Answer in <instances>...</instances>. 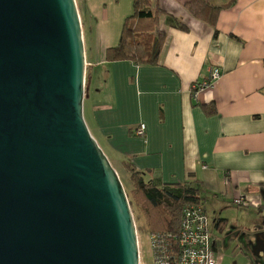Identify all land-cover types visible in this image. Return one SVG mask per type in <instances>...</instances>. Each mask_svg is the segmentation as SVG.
<instances>
[{"label":"crops","instance_id":"obj_1","mask_svg":"<svg viewBox=\"0 0 264 264\" xmlns=\"http://www.w3.org/2000/svg\"><path fill=\"white\" fill-rule=\"evenodd\" d=\"M190 1L151 0L152 34L163 42L157 63L143 65L107 61L134 0H76L89 71L84 117L120 178L131 180L130 167L157 187L199 190L219 264L232 248L245 264H264V0H235L214 27L191 15ZM214 68L220 78L194 93Z\"/></svg>","mask_w":264,"mask_h":264},{"label":"water","instance_id":"obj_2","mask_svg":"<svg viewBox=\"0 0 264 264\" xmlns=\"http://www.w3.org/2000/svg\"><path fill=\"white\" fill-rule=\"evenodd\" d=\"M76 0H0V264H139L128 194L84 117Z\"/></svg>","mask_w":264,"mask_h":264},{"label":"trees","instance_id":"obj_3","mask_svg":"<svg viewBox=\"0 0 264 264\" xmlns=\"http://www.w3.org/2000/svg\"><path fill=\"white\" fill-rule=\"evenodd\" d=\"M234 2L232 0L226 7H214L207 0H192L185 3V7L193 17L214 27L219 12ZM158 25L159 14L152 11L151 0H134V13L124 23L119 45L107 50V61L129 60L143 65L157 63L163 36L156 42L152 33ZM176 27L187 29L181 24ZM128 170L133 194L144 209L149 225L154 228L152 232L176 231L184 208L201 204L200 192L192 183L157 187L146 182L143 175L135 169L129 167Z\"/></svg>","mask_w":264,"mask_h":264},{"label":"built area","instance_id":"obj_4","mask_svg":"<svg viewBox=\"0 0 264 264\" xmlns=\"http://www.w3.org/2000/svg\"><path fill=\"white\" fill-rule=\"evenodd\" d=\"M220 76L221 71L214 68L208 81L195 84L194 92L211 86ZM144 133L145 126L142 125L136 135L143 136ZM235 204L248 206L247 201L242 198L237 199ZM148 241L151 264H219L220 262L209 231V219L201 204L184 208L176 231L151 232ZM139 264H146L141 260V253Z\"/></svg>","mask_w":264,"mask_h":264},{"label":"rangeland","instance_id":"obj_5","mask_svg":"<svg viewBox=\"0 0 264 264\" xmlns=\"http://www.w3.org/2000/svg\"><path fill=\"white\" fill-rule=\"evenodd\" d=\"M87 68H88V65H87ZM88 72L89 71L87 70V72H86V83H85V96L89 92V75H88ZM87 126H88V124H87ZM88 128H89V126H88ZM89 130H90V128H89ZM107 158H108V156H107ZM109 161H110L111 165L113 166L110 159H109ZM120 179H121L123 186L125 187V190L128 194L129 201L131 202V208L133 211V216H134V220H135V224H136L137 232H138V236H139L141 260L143 261V263L151 264L152 263V257H151V251H150L148 237H149V234L152 231H154V228L151 225H149V220L147 218V215H146L144 209L142 208L141 205H139L137 199L135 198V196L133 194L132 182L129 179V177H126L125 174L122 173ZM211 224H212V222H211ZM233 249L234 248H232L231 251H233ZM231 251H230V254H224L228 260L225 262V264H245V263H243L244 261L242 260L243 257H241V255H240V250H237V251L234 250L233 254H231ZM248 254H249L250 259L256 258L254 255L255 254L254 252L253 253L248 252Z\"/></svg>","mask_w":264,"mask_h":264}]
</instances>
